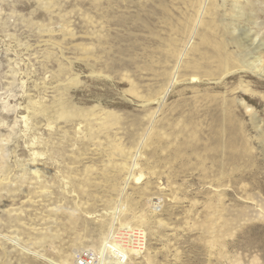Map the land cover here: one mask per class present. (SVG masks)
Segmentation results:
<instances>
[{
  "label": "rangeland",
  "instance_id": "rangeland-1",
  "mask_svg": "<svg viewBox=\"0 0 264 264\" xmlns=\"http://www.w3.org/2000/svg\"><path fill=\"white\" fill-rule=\"evenodd\" d=\"M127 1L103 2L107 18L91 0H0V264H83L100 251L109 264H264V75L248 67L219 83L196 52L162 108L148 103L163 92L139 67L165 47L158 1L175 15L186 2ZM213 1L228 38L264 43V0ZM225 105V136L242 142L221 160L204 148L220 142ZM152 116L162 135L145 148L132 131Z\"/></svg>",
  "mask_w": 264,
  "mask_h": 264
},
{
  "label": "bare ground",
  "instance_id": "bare-ground-1",
  "mask_svg": "<svg viewBox=\"0 0 264 264\" xmlns=\"http://www.w3.org/2000/svg\"><path fill=\"white\" fill-rule=\"evenodd\" d=\"M109 1L110 0H91V4L94 8H96L97 11L99 9H102L101 12H105L104 10L107 8L105 6L101 7L102 3H109ZM122 1L127 3L132 2L127 0ZM181 2L183 4L186 2L185 7H177L179 13L175 15V13L170 12V10L166 7L164 3L158 1L159 8L157 9L161 11L162 16L167 17L170 15V20L168 23V32L162 38L157 37L159 41H163L165 43V47L163 48V44H160V46L158 47L160 48V51L157 50V52L155 53V51L153 50L152 53H150L149 55L143 53L142 57L144 56V65L139 67H141L144 73L150 74L152 79H154V77L161 78V83L157 86V88L160 87L161 91L163 92H161V96L159 98L146 99L148 103L157 100L159 105L158 108H162L161 106L164 105L166 102L165 96H167L169 91L174 87V83L176 84L179 81H185L184 75L187 76L192 74L190 73L191 70L196 67V58L194 57V53L196 52L205 60H213L212 62H216L215 66L212 68V76L217 79L219 83L224 82L226 80V76H231L232 74H236L239 71L246 72L248 67H250L249 71L264 75V65L262 63L264 62V56H262L264 55V43H256V45H253L255 39L253 40L250 37L246 45L242 43V37H239L238 35H233L232 32H228L231 36L228 38L227 29H221L220 24L215 21L213 17V0H182ZM105 15L108 18V9L106 10ZM91 16L92 15H89L90 20H92ZM209 19L211 20V22L208 21ZM220 30L221 33H219ZM233 30L234 28L232 29V31ZM102 37L103 35L98 36L99 39H101ZM231 46L233 48L229 49V47ZM101 47L102 52L100 53H104L107 48L103 44L101 45ZM251 51L258 52V56L251 55L252 57L250 56V58L252 60L248 61L245 59V55H248L249 52L251 53ZM234 53H236V55H233ZM234 58L236 60L233 61L232 59ZM99 63H102L104 68L110 67L106 60L100 61ZM209 71H207V73ZM197 74H200V72H198ZM189 80L193 82L192 79ZM132 88L137 96H141L140 93H138L140 90L137 89L136 82H132ZM234 101L237 102L239 108L245 111V114L252 117V115L254 114L252 109L253 107L251 108V106L245 103V101L243 100L238 101L235 98ZM57 103L59 111L58 114L60 116H64L66 118H71L73 116V109L70 108L67 102H65L64 100H58ZM232 110L235 115L234 108ZM221 115V118L223 119L221 120V124H219L217 128L218 132L215 131V134L219 135L220 142L216 143L213 147L205 146L204 149L208 153H215L221 158V160H224L240 153L235 151V146L242 141H236V137L225 136L226 132L231 130L230 125L233 121L230 107L225 105V108L222 110ZM149 120L150 122L148 124V127L140 136L139 133L142 131V128L136 130L133 129L132 131L133 133L131 140H133L136 144L139 141V144L143 145L145 148H149L153 140L152 136L155 135L156 130L159 128V125L157 124L159 120H154L153 116ZM158 130L162 135L161 128ZM199 130L200 128L195 129L194 127L193 132L195 134H199ZM212 130L214 131L215 129ZM78 131H82V128L79 127ZM85 136L89 139H92L93 134H91L89 131L85 134ZM140 137H142V140H145L144 144ZM192 137L193 135L191 136V138ZM196 138V143H198V145H201V138L197 134ZM185 143L190 144L192 143V140H190V138H187ZM196 143H193L190 148L192 149L195 155L199 156L198 153L200 152H198V150H200V148L199 146H196ZM241 152V159H244L245 149H241ZM131 175L132 169H129L127 177L125 178L127 182H124V184H128ZM119 185V183H113L110 185V188L114 191H117ZM124 187L125 185L122 186L121 190H123ZM99 226L101 230L103 228V223L99 224ZM107 232L110 233V229ZM99 253L100 259L98 261L93 262L94 260H90L89 263L88 261L84 260L83 264H109L107 260L108 256L105 255V252L100 251ZM109 261H111L110 264H116L115 262L113 263L111 259H109Z\"/></svg>",
  "mask_w": 264,
  "mask_h": 264
}]
</instances>
